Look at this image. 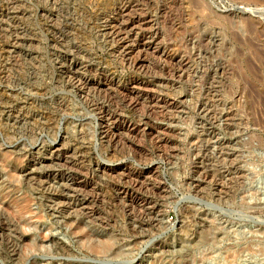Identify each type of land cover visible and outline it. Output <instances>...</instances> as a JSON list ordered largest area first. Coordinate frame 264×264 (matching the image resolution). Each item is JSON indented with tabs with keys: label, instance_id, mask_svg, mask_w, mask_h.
Listing matches in <instances>:
<instances>
[{
	"label": "rangeland",
	"instance_id": "obj_1",
	"mask_svg": "<svg viewBox=\"0 0 264 264\" xmlns=\"http://www.w3.org/2000/svg\"><path fill=\"white\" fill-rule=\"evenodd\" d=\"M247 2L0 0V264H264V145L243 137L239 182L207 183L192 107L201 11L264 20Z\"/></svg>",
	"mask_w": 264,
	"mask_h": 264
},
{
	"label": "bare ground",
	"instance_id": "obj_2",
	"mask_svg": "<svg viewBox=\"0 0 264 264\" xmlns=\"http://www.w3.org/2000/svg\"><path fill=\"white\" fill-rule=\"evenodd\" d=\"M246 1L256 6L264 5V0ZM116 8L120 12L124 9L123 4H118ZM200 14L201 19L198 20L201 23L194 26L192 30V47L195 54L198 53L196 57H200L198 55L202 52L200 59L205 63L202 64L201 76L199 71L194 73L192 107L198 124L195 125L198 126L196 130L200 135L209 133L208 139H211V143L212 140L214 141L213 148L210 149V147L207 153L208 157L205 156L207 165L203 166L207 183L211 185L219 183L227 187L239 182L243 175L238 168V164L244 158V151L239 145L243 142V137L248 138L245 141L246 144L258 142L264 145L262 134L264 131L261 130V133L259 130H264V123L256 120L258 115H252L248 111L258 102L264 107V20L237 10L221 13L207 8ZM197 22L195 21L196 24ZM121 41L124 44L123 58L126 59L137 48L129 40ZM71 68L79 72L82 64L73 63ZM201 80L208 81L204 90L200 86ZM81 82L95 90L113 85V81L108 77L101 80L81 78ZM124 89L126 87H122L121 90ZM201 92H204L205 96L202 102L200 101ZM207 127L209 129H206ZM56 147L57 149L54 148L56 152H61L64 150L65 141H61V144ZM65 152L70 151L66 149ZM227 161L230 163L229 168L224 166ZM103 171L108 172L107 169ZM90 238L88 240L92 241ZM95 242L90 243L89 246L94 252L109 251L115 246V242L111 239ZM18 249L11 251L15 257L19 254Z\"/></svg>",
	"mask_w": 264,
	"mask_h": 264
}]
</instances>
